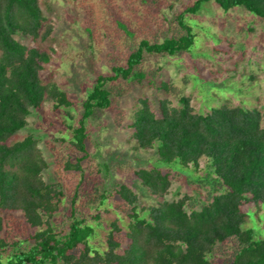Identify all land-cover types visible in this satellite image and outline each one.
Instances as JSON below:
<instances>
[{
  "label": "trees",
  "instance_id": "16d2710c",
  "mask_svg": "<svg viewBox=\"0 0 264 264\" xmlns=\"http://www.w3.org/2000/svg\"><path fill=\"white\" fill-rule=\"evenodd\" d=\"M206 2H215L225 12L243 7L264 21V0H196L176 17L181 34L162 41H134L124 62L111 58V70L97 75L82 102L78 125L70 126L71 146L83 156L65 167L81 173L80 187L85 175L82 162L88 153L87 121L97 112L111 110L137 86H150L167 95L171 84L156 78L161 68L152 72L143 65L148 57L190 53L196 34L185 16L198 13ZM45 22L40 0H0V264L11 246L4 236L8 213L20 214L32 232L27 248L14 243L6 264H213L216 248L232 239L237 249L223 264H264V238L258 239L255 230L245 228L248 216L243 209L250 203L264 205L263 113L258 108L225 104L196 113L191 98L183 94L178 96L177 107L167 97L156 100V108L148 97L140 98L129 124L131 138L138 148L155 150L166 166L198 169L206 160L211 200L198 210L190 209L188 195L140 206L139 195L120 184L115 194L128 208L126 231L122 234L118 221L110 223L105 248L99 250L91 245L95 228L79 216L81 200L76 190L66 210L69 223L58 229L55 219L64 209L65 194L61 185L47 183L43 177L48 163L38 139L30 134L9 143L26 128L32 112L46 102H52L55 111L64 108L68 119H73L69 109L74 103L67 93L41 80L40 72L52 61L51 55L16 39L18 35L49 39L53 27L42 32ZM129 35L133 39V33ZM134 176L153 197L163 199L171 187L170 175L158 167L137 169ZM99 199L103 204L107 196ZM92 208L85 206L84 216ZM93 217L100 218L98 214Z\"/></svg>",
  "mask_w": 264,
  "mask_h": 264
},
{
  "label": "rangeland",
  "instance_id": "374dc122",
  "mask_svg": "<svg viewBox=\"0 0 264 264\" xmlns=\"http://www.w3.org/2000/svg\"><path fill=\"white\" fill-rule=\"evenodd\" d=\"M196 0H40L46 17V27L53 31L47 40L16 36L28 48L48 52L52 61L40 72L44 84L55 83L66 92L74 103L69 109V120L64 108L53 110V103L46 102L41 110H35L28 118L26 128L14 135L9 143L22 140L32 134L38 139V147L48 165L43 173L47 183L59 184L65 198L62 212L56 216L58 229L67 227L69 199L75 191L80 193V218L95 230L91 245L105 248L110 223L118 221L123 233L128 223L127 206L115 194L120 184L130 186L139 195L140 206L155 205L160 201H173L184 195L191 197L190 209L198 210L213 195L212 186L205 175L207 161L200 167L182 168L166 166L159 162L155 150H143L132 140L129 124L137 110L138 100L148 97L153 107L155 101L167 97L177 107L179 94L191 98L196 113H207L221 105L258 108L263 113L264 127V21L236 7L227 12L215 2H206L196 14H186L185 21L192 26L196 42L190 53L174 57H148L143 65L147 71H155L157 81H167L172 89L165 95L150 86L135 87L119 98L113 108L100 111L87 123V158L82 162L84 181L80 187L81 173L67 170V162L76 163L83 156L70 141V126L78 125L82 115V102L92 89L98 74L111 70V58L124 62L134 41L164 38L181 34L176 17ZM133 33V39L129 35ZM160 168L170 175L171 187L163 198L153 197L134 176L140 168ZM215 177V176H214ZM213 177V178H214ZM98 181L100 183H98ZM96 182V183H94ZM107 199L103 204L99 196ZM93 201L95 204L89 205ZM85 206L93 207L85 215ZM245 228L255 230L258 239L264 238V205L247 204ZM99 215V220L93 216ZM5 234L11 244L3 257L18 248H27L32 230L20 214H5ZM232 239L219 245L211 258L213 264H223L237 249Z\"/></svg>",
  "mask_w": 264,
  "mask_h": 264
}]
</instances>
